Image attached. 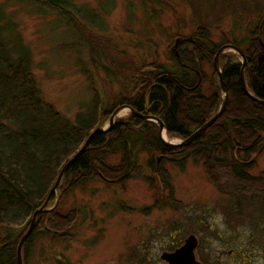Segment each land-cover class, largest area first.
Instances as JSON below:
<instances>
[{
    "label": "rangeland",
    "instance_id": "obj_1",
    "mask_svg": "<svg viewBox=\"0 0 264 264\" xmlns=\"http://www.w3.org/2000/svg\"><path fill=\"white\" fill-rule=\"evenodd\" d=\"M2 1L30 47L41 96L75 122L91 109L95 92L101 107L129 94L126 78L138 64L144 62L142 75L151 62L171 64L176 38L196 41L203 26L213 42L234 40L246 47L264 15V0H156L147 11L139 0H74L81 10L75 13L79 24L72 26L46 6L41 12L18 0ZM222 53L242 60L231 47L219 57ZM211 63L202 64L208 78ZM209 84L202 82L204 93ZM129 113V108H122L116 117ZM109 116L101 126L108 124ZM165 133L167 139L181 138ZM134 151L136 166L121 183L117 177L111 182L94 180L70 190L60 205L63 211L78 208L70 229L74 232L66 240L37 233L22 264H167L161 253L183 243L189 233L197 236L195 255L206 264H264V210L259 198L243 197L239 202L225 185L219 188L209 178L202 162L191 158L180 167L161 157V177L150 162L156 164L162 153L139 146ZM119 155L109 156L107 162L118 163ZM263 169L264 151L248 172L261 174ZM164 176L173 185L174 197L160 181Z\"/></svg>",
    "mask_w": 264,
    "mask_h": 264
},
{
    "label": "trees",
    "instance_id": "obj_2",
    "mask_svg": "<svg viewBox=\"0 0 264 264\" xmlns=\"http://www.w3.org/2000/svg\"><path fill=\"white\" fill-rule=\"evenodd\" d=\"M18 1L41 12L46 6L68 24H79L75 13L81 6L74 0ZM139 1L147 11L145 8L156 0ZM128 5L133 7L130 1ZM89 10L83 11L87 14ZM261 20L262 26L257 25L246 47L241 48L247 62L246 85L255 97L264 99V15ZM200 27L196 41L184 36L186 39L178 43V56L170 51L171 64L151 62L143 75L139 72L144 62L138 64L126 78L129 94H122L119 103L114 101L101 107L95 92L91 109L82 120L75 122L41 96L31 68L30 47L12 13L6 11L0 0V264H17V244L33 210L46 199L62 165L116 106L124 103L142 114L158 116L168 134L182 138L216 112L222 102L219 79L214 67L208 78L202 64L211 61L212 66L211 59L218 47L227 42H213L207 28ZM228 41L240 45L238 41ZM219 61L228 87L227 102L219 116L183 145L165 144L153 119L132 112L123 118L116 117L111 127L92 136L82 153L67 167L47 203L58 199L51 207L46 203L36 215L35 226L23 242L22 258L37 233L68 239L69 232H74L70 229L77 222L79 210L71 207L63 211L62 199L73 187L87 181L111 182L117 177L121 183L136 166V146L153 151L152 154L160 152L162 158L180 167L189 158L200 161L219 188L225 185L239 202L243 197L259 198L258 206L264 210V169L261 174L248 172L264 151V103L243 89L241 60L233 58L231 53H222ZM204 80L210 82L206 93L202 86ZM117 153L120 154L118 163L107 162L109 156ZM153 163L150 162L153 171L162 177L165 168ZM168 178L164 176L160 181H164L169 195L174 197ZM254 181L259 182L255 185Z\"/></svg>",
    "mask_w": 264,
    "mask_h": 264
},
{
    "label": "water",
    "instance_id": "obj_3",
    "mask_svg": "<svg viewBox=\"0 0 264 264\" xmlns=\"http://www.w3.org/2000/svg\"><path fill=\"white\" fill-rule=\"evenodd\" d=\"M187 38V37H186ZM186 38H176L174 45L172 46V50L174 52V54L176 56H178V52L175 50L174 51V47L181 41H183ZM231 47L233 49H235L240 55H241V67H240V78L242 81V86L243 89L246 91L247 94H249L250 96H252L253 98L259 100L260 102L264 103V99H259L258 97H255L248 89H247V85L245 83V78H244V74H243V70H244V66L246 65V59H245V55L243 50L233 44V43H224L222 45H220L217 49V51L215 52L214 58H213V67L216 70L217 74H218V78H219V84H220V88L221 91L223 93V99L222 102L220 104V106L218 107V109L216 110V112H214V114L208 118L206 121H204L200 126H198L195 130H193L188 136L184 137V138H180V139H167L163 136L162 134V130H165V126L163 121L160 119V117L155 116V115H151V114H142L140 112H138L135 108L131 107L128 104H119L118 106H116L112 112L110 113L109 116V121L107 125L104 126H95L90 133L87 135V137L85 138L84 142L82 143L81 147L62 165V167L60 168L58 175L56 177V180L54 181L52 187L50 188V191L46 197V199L43 201V203L38 206L37 208H35L32 212V216L30 218L29 224L27 226V229L22 233L18 244H17V248H16V256H17V263L18 264H22V246H23V242L24 240L27 238V236L31 233V231L33 230L34 226H35V222H36V215L39 211L44 209L45 204L48 201V198L50 197V194L52 192H55L57 189V186L62 178L63 173L65 172V170L67 169V167L82 153V151L84 150V148L87 146V144L89 143L90 139L92 138V136L98 132V131H103L109 127L112 126L118 112L122 109V108H129L130 113H135L137 115H141L143 117L146 118H150V119H155L159 125V129H158V135L161 138V140L167 144V145H183V144H187L189 143L192 139H194L195 135L198 134L200 131H202L204 128H206L215 118H217L219 116V114L224 110L226 102H227V98H228V87L226 82L224 81L223 77H222V72H221V67L219 65V54L222 50H224L225 48ZM166 132V131H165ZM161 158V155L157 157L156 159V164L158 165L159 160ZM156 165V166H157ZM198 243V239L197 236L194 233H189L183 240V243H181L179 246L175 247L173 250L171 251H163L161 253V257L163 259H165L167 261V264H206L205 262H203L202 260L198 259L195 255V246Z\"/></svg>",
    "mask_w": 264,
    "mask_h": 264
},
{
    "label": "flooded vegetation",
    "instance_id": "obj_4",
    "mask_svg": "<svg viewBox=\"0 0 264 264\" xmlns=\"http://www.w3.org/2000/svg\"><path fill=\"white\" fill-rule=\"evenodd\" d=\"M189 39H193V38H191V37H189ZM246 83V82H245ZM122 104H124V103H122ZM137 110V109H136ZM146 118V117H145ZM182 242H180L177 246H179L180 244H181ZM176 246V247H177ZM169 251H171V250H169Z\"/></svg>",
    "mask_w": 264,
    "mask_h": 264
},
{
    "label": "bare ground",
    "instance_id": "obj_5",
    "mask_svg": "<svg viewBox=\"0 0 264 264\" xmlns=\"http://www.w3.org/2000/svg\"><path fill=\"white\" fill-rule=\"evenodd\" d=\"M162 134H163V136H167L165 133V130H162Z\"/></svg>",
    "mask_w": 264,
    "mask_h": 264
}]
</instances>
